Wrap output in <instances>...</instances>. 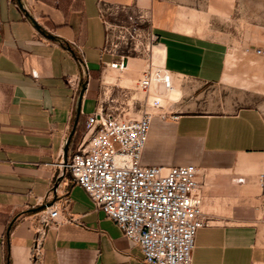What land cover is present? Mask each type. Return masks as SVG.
<instances>
[{
  "label": "crops",
  "instance_id": "1",
  "mask_svg": "<svg viewBox=\"0 0 264 264\" xmlns=\"http://www.w3.org/2000/svg\"><path fill=\"white\" fill-rule=\"evenodd\" d=\"M104 8L111 23L125 9L151 17L159 43L154 55L162 51V65L174 75V102L183 96L179 105L164 106L165 118L154 117L143 159L150 153L149 166L201 169L207 225L198 232L194 264H264V111L236 106L232 97L219 105L217 96L201 91L251 89L252 74L264 83V56L255 53L264 38L244 36L243 54L229 37L206 33L200 20L181 19L170 0H0V264H144L141 247L66 166L88 116L105 104L106 84L124 75L106 67L120 57L107 49L112 27ZM207 8L215 20L233 21L237 10L235 0H209ZM141 61L131 58L125 72H137ZM179 78L196 87L182 91ZM90 99L97 104L87 112ZM52 209L59 211L56 220Z\"/></svg>",
  "mask_w": 264,
  "mask_h": 264
},
{
  "label": "built area",
  "instance_id": "2",
  "mask_svg": "<svg viewBox=\"0 0 264 264\" xmlns=\"http://www.w3.org/2000/svg\"><path fill=\"white\" fill-rule=\"evenodd\" d=\"M139 35L147 38L151 51L148 67L137 82V89L147 95L145 109L139 117H132L126 108L107 110L101 103L88 116L86 135L66 166L97 206L141 247L144 264H194L197 235L207 225L199 183L202 173L195 165L143 164L153 119L167 115L162 112V99L150 101L151 95L161 87L170 92L175 85L165 65L154 62L158 38L151 31ZM107 49L115 54L109 44ZM255 53L264 56V48H256ZM125 58L106 67L124 68ZM69 82L78 90L77 79L70 77ZM122 95L129 107L134 105L128 91ZM259 180L264 189V173ZM48 215L56 220L59 211L52 209ZM42 254L38 240L36 257Z\"/></svg>",
  "mask_w": 264,
  "mask_h": 264
},
{
  "label": "rangeland",
  "instance_id": "3",
  "mask_svg": "<svg viewBox=\"0 0 264 264\" xmlns=\"http://www.w3.org/2000/svg\"><path fill=\"white\" fill-rule=\"evenodd\" d=\"M177 4L180 7L179 16L181 19L187 21L190 19L194 22L201 21V29L207 31L209 35H213L215 38L226 40L229 37V40L234 42V50H240L243 54L247 53L249 45L248 41L245 39L246 36L258 35L264 38V0H235V8L237 9L231 20L226 19H216L212 18L208 13V4L209 0H170ZM220 4H225L226 0H218ZM138 10L133 12L129 9L121 11V15L116 17L117 28L110 29V41L109 48L116 54V56H125L127 58H137L142 60L141 69L135 72L133 69L123 72L124 75L118 76L116 74V79H113L114 82L106 84L105 89L103 90V95L105 98V108L111 109L113 107L126 108L127 112H130L132 117H139L142 114V110L146 107V98L142 91L137 89V82L140 77H142L144 71L147 69L150 59V53L147 49L148 40L147 38L140 36V32L137 31L139 27L138 21ZM151 21V17H150ZM184 21V22H185ZM151 22H147L141 25L143 28L150 27ZM182 24V22H180ZM182 27L187 31H191L190 26H185L182 24ZM138 33V34H136ZM251 34V35H250ZM245 36V37H244ZM159 43H155V46ZM252 47V46H251ZM155 51V49H154ZM118 58V59H120ZM233 59L231 56L229 58V65L232 64ZM258 66V65H257ZM110 68V67H109ZM112 70V68H110ZM122 73V72H119ZM258 76L252 74L250 80L252 82L251 89L243 88H234L228 89L222 86L216 87H204L201 91H205L206 97L217 96L218 104L221 105V102L224 101L227 97H232L233 101L237 104L236 106H248L254 105L260 107L264 111V83L255 79ZM179 84V88L183 90L194 89L196 84L192 81L184 78L176 79ZM239 87H246L247 85L235 84ZM94 87L97 88V83L94 82ZM104 91L107 93L105 94ZM122 91H128L130 96L133 97L135 102L134 105L130 107L127 105V100L123 97ZM175 88L167 92L168 94L159 95L154 91L151 95L150 101L155 97L162 99V102L165 107L172 108L173 106L179 105L183 100V96L180 97L178 102L175 101ZM131 102V103H132ZM96 100H87L86 102V111H92L96 108ZM227 110V107L224 105L222 108ZM161 120L156 119L153 124L152 131L155 132L160 126ZM151 154L147 153L144 156L143 164L148 165L151 159ZM149 166V165H148Z\"/></svg>",
  "mask_w": 264,
  "mask_h": 264
},
{
  "label": "bare ground",
  "instance_id": "4",
  "mask_svg": "<svg viewBox=\"0 0 264 264\" xmlns=\"http://www.w3.org/2000/svg\"><path fill=\"white\" fill-rule=\"evenodd\" d=\"M104 12H105V14H106V18H107V23H108V25L110 26V27H113V28H117L118 26H117V24L115 23V22H113V23H111L110 22V16H109V11H108V8H104ZM138 14H139V17H138V21H139V27H137V31H139L140 33H143V34H149L150 33V28L148 27V28H143L141 25H143V24H145V23H147V22H151L150 21V16H148V15H146V14H144V13H142L141 11H140V9L138 10ZM159 45V44H158ZM158 45H156L155 46V48L158 46ZM154 48V49H155ZM163 56H164V54H163V52L162 51H159V50H157L156 51V53H155V55H154V62H155V64L156 65H159V66H162V61H163ZM132 57H130L129 58V60L131 59ZM129 60H128V64H129ZM128 64H127V66H125L124 68H118V69H114V68H112V70H118L119 72H125V68H127L128 67ZM128 69V68H127ZM108 70H111V69H108ZM110 72V71H109ZM154 91H156V93L157 94H159V95H165V94H168L166 91H164V89L161 87V88H159V89H157V90H154ZM163 93V94H162Z\"/></svg>",
  "mask_w": 264,
  "mask_h": 264
},
{
  "label": "water",
  "instance_id": "5",
  "mask_svg": "<svg viewBox=\"0 0 264 264\" xmlns=\"http://www.w3.org/2000/svg\"><path fill=\"white\" fill-rule=\"evenodd\" d=\"M127 63H128V59L125 58V60H124V64L127 65ZM84 93H85V88L83 89V91H82V93H81V97H80V100H81V101H80V103L82 102V99H83Z\"/></svg>",
  "mask_w": 264,
  "mask_h": 264
}]
</instances>
